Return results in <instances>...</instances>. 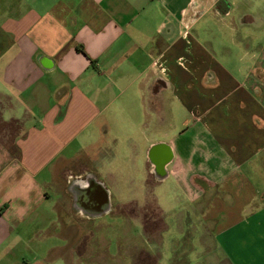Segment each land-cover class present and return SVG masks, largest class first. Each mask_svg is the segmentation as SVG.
<instances>
[{"label": "crops", "instance_id": "1", "mask_svg": "<svg viewBox=\"0 0 264 264\" xmlns=\"http://www.w3.org/2000/svg\"><path fill=\"white\" fill-rule=\"evenodd\" d=\"M243 6L0 0V264H46L16 257L49 255L55 246L35 252L29 241L48 239L51 224L68 245L78 221L109 213L79 201L88 176L111 208L150 179L171 187L188 201L191 253L213 235L219 264H264V23ZM215 29L230 45L207 43ZM79 247L66 264L84 260Z\"/></svg>", "mask_w": 264, "mask_h": 264}, {"label": "rangeland", "instance_id": "2", "mask_svg": "<svg viewBox=\"0 0 264 264\" xmlns=\"http://www.w3.org/2000/svg\"><path fill=\"white\" fill-rule=\"evenodd\" d=\"M245 1L247 6L242 7V13H246V11H251L253 15L262 13L263 17L259 15H256V17L259 19V24L264 23V21L262 22L264 20V5L258 6L252 0ZM211 23V21L207 22L205 27H210ZM208 35L207 43L209 45L213 42L210 40L223 41L230 45L229 42L232 38V36L219 29H215L214 32H210ZM237 39H242L243 41L251 40L249 38L245 39L241 34L237 36ZM213 52L217 56L223 54L221 49L215 48ZM238 54V49L232 48L230 51L231 56ZM164 129L166 130V128ZM167 129L175 130V128ZM104 160L102 159L103 162ZM139 160V156L134 157L135 163L138 162L136 168L140 165L141 161ZM138 176L141 175L132 173L128 178L134 179L138 183ZM154 183L155 181L150 179V184L147 188L134 185L131 191L121 194L120 192H114L113 200L115 204L119 203L117 200L119 194L123 198L124 196L127 199L130 198L127 201L132 202H126L130 203L126 206L113 207L114 210L112 209L109 213L96 220L78 221L79 230L75 231L74 229L76 234H74L73 239H70L68 245L67 241L54 233L61 229V225L56 222L50 225L51 232L49 231L50 233H48L50 234L48 239H40L42 235L37 234L36 237L29 241L30 248L35 252L39 250L38 247L55 246L49 255H43L41 251L32 254L29 250L22 249L16 258L23 254L30 261L45 257L47 259L46 264H66L65 259L73 262L79 259L70 250L71 247L79 244L80 249L86 248L87 250L83 257L84 260L80 261L79 264H219V259L223 260V255L220 253L217 240L213 235H209L207 244L204 246L200 238L196 237L193 240V244L197 251L191 253L192 230L190 226L192 227V225L189 224L188 201L185 196L182 193L175 195L173 193L175 191H171V187L169 191H163L160 186H156ZM157 198L160 201L163 199V202H165V215H162L157 208ZM179 199L182 201H179ZM162 217L165 224L162 222ZM179 219L183 220L181 225L183 232H178V225L175 221ZM69 228H67L68 231H70ZM62 230L64 232L67 231L65 228ZM145 252L149 253L148 256H145ZM211 252L212 254L207 255V253Z\"/></svg>", "mask_w": 264, "mask_h": 264}, {"label": "flooded vegetation", "instance_id": "3", "mask_svg": "<svg viewBox=\"0 0 264 264\" xmlns=\"http://www.w3.org/2000/svg\"><path fill=\"white\" fill-rule=\"evenodd\" d=\"M223 3L224 2L221 1L219 7H221ZM86 178L87 181L90 180V184H88L85 189L77 187L79 201L84 203V205L86 206H90L91 209L96 210L98 212L100 211L104 213L111 211L113 208H111V206L109 205L108 197L105 193V190L102 189L99 184L93 183L92 176H88Z\"/></svg>", "mask_w": 264, "mask_h": 264}, {"label": "water", "instance_id": "4", "mask_svg": "<svg viewBox=\"0 0 264 264\" xmlns=\"http://www.w3.org/2000/svg\"><path fill=\"white\" fill-rule=\"evenodd\" d=\"M106 195H107V197H108L107 191H106Z\"/></svg>", "mask_w": 264, "mask_h": 264}]
</instances>
